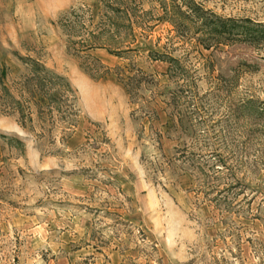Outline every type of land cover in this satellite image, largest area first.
<instances>
[{
    "label": "rangeland",
    "instance_id": "1",
    "mask_svg": "<svg viewBox=\"0 0 264 264\" xmlns=\"http://www.w3.org/2000/svg\"><path fill=\"white\" fill-rule=\"evenodd\" d=\"M263 33L264 0H0V264H264Z\"/></svg>",
    "mask_w": 264,
    "mask_h": 264
},
{
    "label": "trees",
    "instance_id": "2",
    "mask_svg": "<svg viewBox=\"0 0 264 264\" xmlns=\"http://www.w3.org/2000/svg\"><path fill=\"white\" fill-rule=\"evenodd\" d=\"M241 22H235L234 20H229V21H222V22H216L214 21L213 22V25H214V28L215 30L218 32L221 31L222 33V30H225V31H230L229 27L232 26L233 28L231 29H234V28H237V26H241L240 24ZM242 26L243 23H242ZM264 34V33H263ZM33 63V72L34 74L36 75V78L39 79L40 81H48V79H59V80H64L62 77L60 76H54L53 74H51L46 68L42 67L41 65H39L38 63H35V62H32Z\"/></svg>",
    "mask_w": 264,
    "mask_h": 264
}]
</instances>
